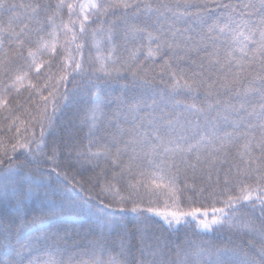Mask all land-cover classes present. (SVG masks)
I'll return each mask as SVG.
<instances>
[{"label": "snow or ice", "instance_id": "1", "mask_svg": "<svg viewBox=\"0 0 264 264\" xmlns=\"http://www.w3.org/2000/svg\"><path fill=\"white\" fill-rule=\"evenodd\" d=\"M0 264H264V0H0Z\"/></svg>", "mask_w": 264, "mask_h": 264}, {"label": "trees", "instance_id": "2", "mask_svg": "<svg viewBox=\"0 0 264 264\" xmlns=\"http://www.w3.org/2000/svg\"><path fill=\"white\" fill-rule=\"evenodd\" d=\"M37 207H38V202H37Z\"/></svg>", "mask_w": 264, "mask_h": 264}]
</instances>
